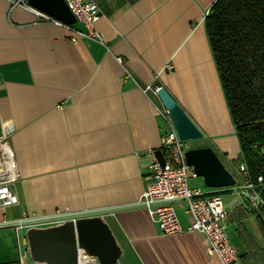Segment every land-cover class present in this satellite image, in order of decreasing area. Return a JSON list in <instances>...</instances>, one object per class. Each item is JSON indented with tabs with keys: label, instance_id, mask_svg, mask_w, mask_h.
<instances>
[{
	"label": "crops",
	"instance_id": "crops-1",
	"mask_svg": "<svg viewBox=\"0 0 264 264\" xmlns=\"http://www.w3.org/2000/svg\"><path fill=\"white\" fill-rule=\"evenodd\" d=\"M12 1L0 0V120L19 203L0 208V264H19L26 249L29 227L15 223L90 211H103L122 250L115 264H219L203 236L187 230L182 203L178 235L162 233L142 205L147 153L160 149L167 130L149 85L170 94L202 133L200 147H211L234 176L235 189H207L202 179L189 186L221 195L239 257V224L264 248L204 30L214 0H85L100 10V41L75 42L81 24L58 26L26 0Z\"/></svg>",
	"mask_w": 264,
	"mask_h": 264
},
{
	"label": "built area",
	"instance_id": "built-area-1",
	"mask_svg": "<svg viewBox=\"0 0 264 264\" xmlns=\"http://www.w3.org/2000/svg\"><path fill=\"white\" fill-rule=\"evenodd\" d=\"M19 1L21 0H14L12 3L18 4ZM64 1L75 17L76 23L81 24L84 29L83 31H76L72 41L75 42L77 38L100 41V36L95 29V25L101 16L98 6L85 0ZM31 9L39 18L45 21L68 29L73 27L54 20L38 10ZM158 89L159 86L149 85L145 88V91H151L154 95H157ZM158 116L167 127L166 132L162 135L159 149L163 152L164 165L158 162L154 154L155 151L147 153L149 163L146 176L147 186L144 193H142L141 200L143 207L162 233L178 235L183 233L184 228L178 218L175 204L182 203L183 211L189 219L187 230L203 236L206 241L207 255L217 259L219 264H236L239 253L227 233V211L221 195L205 196L199 189L189 186L190 176H195L191 168L187 166L184 154L190 148L186 147L184 141L178 138L168 112L164 108L159 111ZM0 168L3 170V174L0 176V208L16 206L19 201L11 186L17 182L19 173L14 163L11 147L4 138L0 140ZM238 171L243 175L245 181L243 188L251 190L252 187L246 180L245 166L243 164L239 165ZM257 197L254 193L250 195L252 208H257L259 205V200H255ZM61 216L55 215L49 219H24L14 225L19 228L24 226L48 227L61 223L62 219H59ZM25 246L26 249L19 252V264H26L27 260H31L28 245ZM80 254L85 255L83 251L79 252V256ZM87 264H98V262L95 258L89 257Z\"/></svg>",
	"mask_w": 264,
	"mask_h": 264
},
{
	"label": "trees",
	"instance_id": "trees-1",
	"mask_svg": "<svg viewBox=\"0 0 264 264\" xmlns=\"http://www.w3.org/2000/svg\"><path fill=\"white\" fill-rule=\"evenodd\" d=\"M204 30L239 143V161L259 197L250 214L264 237V0H214ZM237 231L245 248L240 264H264V248L243 232L242 224Z\"/></svg>",
	"mask_w": 264,
	"mask_h": 264
},
{
	"label": "water",
	"instance_id": "water-1",
	"mask_svg": "<svg viewBox=\"0 0 264 264\" xmlns=\"http://www.w3.org/2000/svg\"><path fill=\"white\" fill-rule=\"evenodd\" d=\"M26 3L65 25L73 26L76 23L64 0H26ZM157 97L168 112L180 140L202 138L197 126L163 87H159ZM3 138L0 120V140ZM154 154L158 162L164 165L163 152L156 150ZM184 156L187 166L196 178L202 179L205 188L221 191L235 189L234 176L211 147L191 148ZM2 171L0 168V176ZM245 196L249 198L248 193ZM255 200H259V197ZM102 213L90 211L65 214L59 218L62 222L57 225L29 227L25 236L31 261L35 264H78L79 252L83 251L85 255L95 258L98 264H115L122 250Z\"/></svg>",
	"mask_w": 264,
	"mask_h": 264
},
{
	"label": "rangeland",
	"instance_id": "rangeland-1",
	"mask_svg": "<svg viewBox=\"0 0 264 264\" xmlns=\"http://www.w3.org/2000/svg\"><path fill=\"white\" fill-rule=\"evenodd\" d=\"M75 26H79V24L76 23ZM184 145L186 147H189L190 149L191 148H199L202 145V142H201V139L191 140V141H184ZM200 181H201V178H196V177H192V176H190V178H189V184L191 186L195 185L196 182L200 183ZM224 202H225V200H224ZM28 264H33V263L30 260Z\"/></svg>",
	"mask_w": 264,
	"mask_h": 264
},
{
	"label": "bare ground",
	"instance_id": "bare-ground-1",
	"mask_svg": "<svg viewBox=\"0 0 264 264\" xmlns=\"http://www.w3.org/2000/svg\"><path fill=\"white\" fill-rule=\"evenodd\" d=\"M88 260H89V257H87L86 255L80 254L79 264H87Z\"/></svg>",
	"mask_w": 264,
	"mask_h": 264
}]
</instances>
